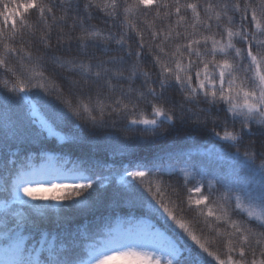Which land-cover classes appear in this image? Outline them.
I'll list each match as a JSON object with an SVG mask.
<instances>
[{
  "label": "snow or ice",
  "instance_id": "1",
  "mask_svg": "<svg viewBox=\"0 0 264 264\" xmlns=\"http://www.w3.org/2000/svg\"><path fill=\"white\" fill-rule=\"evenodd\" d=\"M0 264H264V0H0Z\"/></svg>",
  "mask_w": 264,
  "mask_h": 264
}]
</instances>
